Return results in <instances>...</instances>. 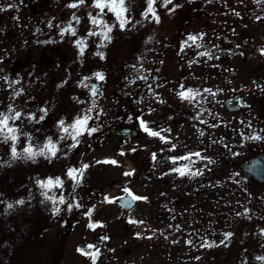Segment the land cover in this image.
I'll return each mask as SVG.
<instances>
[{
    "label": "rangeland",
    "instance_id": "obj_1",
    "mask_svg": "<svg viewBox=\"0 0 264 264\" xmlns=\"http://www.w3.org/2000/svg\"><path fill=\"white\" fill-rule=\"evenodd\" d=\"M69 2L0 0V5H15L0 12V77H7L0 79V111L11 103L25 116L34 113L39 119L43 115L40 109H47L39 123L27 118L16 121L21 132L32 137L33 145H42L48 136L56 141L60 135L57 122L64 119L71 123L82 109L90 107L92 84L103 93L96 97L97 108L92 115L102 114L90 122L98 130L81 136L74 149H69L71 140L60 141L58 158L12 160L9 145L0 143V264H92L77 252L78 247L86 251L99 249L96 264H264L255 259L264 255V185L242 175L240 163L248 155H234L252 153L262 144L247 140L244 151L240 127L244 125L241 121L264 119V101L253 85L261 73L264 75V55L260 54L264 49V0H173L167 8L157 0L154 7L159 23L151 15L147 19L141 15L146 0H131L128 15L132 24L123 31L115 27L112 42L99 49L101 38L86 34L90 28L100 31L87 18L89 11L95 15L97 10L87 5L68 9L65 5ZM73 12L81 18L80 24L72 21ZM104 19L110 24L115 21L111 13ZM70 21L77 36H61L60 28ZM189 34H204L203 41H197L203 47L185 46L181 51ZM81 38L87 43L83 56L75 47V40ZM206 50L212 51L213 59L181 60L184 55L198 56L197 51ZM97 51H102L105 58L100 59ZM95 72H102L104 80H96L92 76ZM162 73L167 81L164 127H170V136L166 137L172 145L180 131L182 142L189 140L188 132L193 128L201 137L203 128L194 121L195 109L207 105L205 109H210L218 125L210 129L214 134L213 151L218 154L209 155L213 156L212 168L208 169L207 159L201 158L208 155L191 156L194 163L188 164L191 171L203 174L180 176L172 171L189 161L178 160L173 166L170 158L188 155L190 140L181 147L183 155H174L175 149L171 150L173 155H167L166 161L162 158L163 143L148 136L136 122L137 134L126 137L121 145L112 133L96 138L100 133L98 125L116 122L118 111L128 114L134 110L133 116L143 112L140 120L155 131L163 129ZM140 74L152 79L151 88L139 94L133 89L128 91L127 83ZM84 77H92L85 81L89 88L79 86ZM201 79L202 87L208 83L206 87L216 92L215 97L202 93L190 103L176 94L187 88L197 89ZM11 81L19 82L9 87ZM14 90H22V95L10 99ZM230 95L242 96L244 106L229 111L224 100ZM74 97L85 103H78ZM205 98H212V102L207 104ZM225 127L229 129L230 149L223 137ZM201 138L209 140L208 133ZM27 142L21 135L18 151ZM224 151L230 155H221ZM105 160H115L117 164L97 163ZM144 161L149 162L145 165ZM166 163L172 165L166 168ZM82 164L89 167L74 187L67 169H78ZM144 169L149 170V178L143 176ZM125 172L133 174L125 176ZM49 177L63 180L62 188L54 187L48 192L57 200L61 195L66 200L56 205L61 208L58 214H53L52 202L41 195L45 190L36 183ZM113 180L128 183L118 188L112 185ZM124 188L146 200L136 201L125 211L117 199L125 193ZM105 197L115 202H106ZM20 199L25 204H14L13 209L5 211L7 203ZM69 203L80 207L73 206L69 211ZM245 209L249 210L247 215L237 214ZM129 220L143 223L132 224ZM89 222L103 226L91 229L87 227ZM226 233H231L227 239ZM189 240L192 244L187 243ZM205 240L214 246H202ZM89 244L94 248L87 249Z\"/></svg>",
    "mask_w": 264,
    "mask_h": 264
},
{
    "label": "snow or ice",
    "instance_id": "obj_2",
    "mask_svg": "<svg viewBox=\"0 0 264 264\" xmlns=\"http://www.w3.org/2000/svg\"><path fill=\"white\" fill-rule=\"evenodd\" d=\"M157 0H146V7L141 13V15L147 19L149 15H151L152 19L155 20V22H160V17L157 15V10L154 7ZM173 0H162L161 6L164 8H167L169 4H171ZM211 2V0H209ZM257 3H260L261 0H256ZM87 5L91 9L97 10L95 15L92 11H89L87 13V18L90 22V24L93 26V28H99L100 31H94L93 29H87L86 34L88 37H94L99 36L101 38V43L97 45V48H103L106 47L107 44H110L112 42V36L111 33L113 32V29L115 27H119L120 30H125L127 25L132 24V20L129 18V13L131 11V0H91V3L88 2V0H71L68 4L65 5L68 9H79L81 6ZM15 7L14 4L8 3L6 5H0V12L7 11L10 8ZM176 7H179L177 5ZM175 8L170 9V11H174ZM108 13H111L115 17V21L113 23H109L104 19V16ZM236 15H239V13H236ZM15 19V18H14ZM72 21H75L76 24L81 23V18L73 12L71 14ZM139 23V21H137ZM48 27H53L51 21L48 22ZM59 27V25H57ZM133 27L135 25L133 24ZM37 31H40L37 29ZM65 34H69L71 36H77V29L73 26L72 22L70 21L66 27L60 28V35L64 36ZM204 34H189L184 41V43L181 45V51H183L184 47H192L193 45L196 48H201L203 45L201 43H198L197 41H203ZM51 42V41H49ZM191 42V43H189ZM75 47L78 49V55L83 56L85 49L87 47V43L85 39H76L75 40ZM261 55H264V49L260 52ZM96 55L100 57V59L105 58V54L102 51H97ZM198 56L200 57H207L209 60L213 59V53L211 50L201 51L198 53ZM217 59L219 57H216ZM196 61H192V63H195ZM162 63V62H161ZM135 68V66H132ZM139 73V69L136 70ZM98 81L104 80V74L102 72H95L92 74ZM92 77H84L83 80L80 82L79 86L84 88H89V85L85 83V81L90 80ZM140 80H147V77L140 74L137 77ZM0 79L7 80V77H0ZM19 81H11L9 84V87H12V85L18 83ZM135 81H130V83H134ZM253 85L259 89L260 91L264 92V86H261L260 84H257L256 81H253ZM149 88H151V85H149ZM181 89H184V85H180ZM235 91V90H233ZM90 96H91V105L90 107L84 108L81 110L79 114H77L71 123H66L64 119H61L57 122V129L60 132V135L56 141L53 140L51 136H48L45 140V142L42 145H33L31 143L32 137L28 133H22L21 129L16 124V121L21 120L22 118H27L30 122L39 123L40 121L44 120L45 116L47 115V109L41 108L40 112L43 113L39 117V119L36 118V115L34 113H28L26 116L25 114L17 110L13 105L10 103L7 105L6 110L0 111V143L7 144L10 147V155L12 160L16 159H24V160H32L35 161L37 157H44L45 159L51 160L53 158H58L57 153L61 150L58 147V144L60 141L64 140H71L72 143L69 145V149H74L78 146L80 143V137L85 135L87 133L88 135H92L95 133L98 128L94 126H90V122L93 120H98L101 112H97L95 116L92 115L93 111L97 108V100L96 97L98 95H102L103 93L100 91L99 87L96 84H92L89 88ZM204 93H208L209 95L215 97L216 92H213L210 88H204ZM181 100L192 102L196 100L197 97L201 96L202 93L199 89H193V88H187L185 90L179 91L176 93ZM22 95V90L20 91H13L12 97L10 99H14L15 97H18ZM78 103L84 104L85 101L79 100V98H75ZM162 102V101H161ZM202 115V112H201ZM196 119H199V116L195 117ZM131 119V117H130ZM200 123H206L204 120H200ZM241 124H244L246 128L252 129V122L248 121L246 124L244 121H241ZM218 125H210V127H217ZM140 127L142 130L150 137L159 138V140L166 144H171V141H169L165 136L161 135V132L164 131H170V129H161L160 131H155L151 129L148 124L144 120H140ZM261 133H264V129H260L259 131L252 130L250 134L245 135L244 133H241V136L244 140H250V141H262L264 140V135H261ZM21 135L27 138V143L21 147V149L18 151V142L20 141ZM200 135L203 136L204 132L201 131ZM215 143V141H213ZM175 145H172V147L169 150H174ZM132 151H136L135 148L132 149ZM120 155H125V153L121 152ZM194 155L196 157H201V153L196 152L192 153L190 155H186L183 157H173L170 158L172 160V163H177L178 160H189L190 162L194 163V161H191V156ZM234 155H239L238 153H234ZM153 160L156 159V154L153 153L152 156ZM202 159H207L208 163H212L213 161L210 158L207 157H201ZM97 163H110V164H117V161L115 160H105V161H97ZM89 165L82 164L80 168H68L66 175L69 179L74 181V187L78 186L80 183V180L83 177L84 170L87 169ZM173 172L178 173L180 176L185 175H191L196 176L203 174L202 171L200 172H193L191 171L190 167L188 165H184L183 167H176L172 169ZM132 172H125V176H131ZM37 185L40 189L45 190L41 192V195L45 197L46 200L51 201L53 204L52 212L53 214H58L61 211V208L56 206L57 204H65L66 200L63 195L59 197L57 200V197L55 195H48V192L51 191L54 187H63V180L60 177H49L46 180L44 179H38L36 181ZM127 197L130 199L128 202L124 205L125 207H131V203L133 201H140V200H146V197H140L131 192L130 189L124 188L123 190ZM117 199L124 200L125 197H119ZM105 201L112 203L115 202V200H110L108 197H105ZM3 201H0L2 203ZM15 205H23L25 204V200L20 199L15 201L14 203H7L6 209L10 210L14 208ZM75 206L77 208L80 207L79 204L72 205L71 203L68 204V210L71 211L72 207ZM91 211L89 210L87 215L89 216V219L91 220ZM249 212L248 209H245L244 213H237L238 215H247ZM129 223L137 224V223H143V221H136V220H129ZM103 225H99L97 223L89 222L87 227L94 229L96 227H102ZM179 227V226H177ZM261 234H264V230H261ZM229 236H231V233L225 234V239H227ZM152 237H147V239H151ZM102 239H108L107 237H103ZM188 244H192V241H187ZM204 247H212L214 246L212 243L207 242L206 240L202 244ZM87 249H93L94 245H87ZM77 252L81 255L88 257L92 264H96V261L100 255V250L95 249V251H86L84 248H77ZM198 259V257H197ZM257 261L264 262V255H257L255 257Z\"/></svg>",
    "mask_w": 264,
    "mask_h": 264
},
{
    "label": "flooded vegetation",
    "instance_id": "obj_3",
    "mask_svg": "<svg viewBox=\"0 0 264 264\" xmlns=\"http://www.w3.org/2000/svg\"><path fill=\"white\" fill-rule=\"evenodd\" d=\"M208 49H211V47H208ZM199 52L200 51H197L196 54H198ZM186 57L188 58V61H189L190 57H191V60H194L196 58L199 62L202 59H204L203 57H198L197 55H193V56L192 55H186V56L184 55V56L181 57V60H183L182 62L186 63ZM208 60L209 59L207 58L204 61H208ZM257 79H258L257 83L260 84L261 86H264V75L262 76V73L260 74L259 78H257ZM139 80L140 79H138V78L137 79L133 78V81H135V82L134 83H130V82L127 83V85L125 86L126 89L128 91H131L133 89L135 91V93H137V94L142 93L149 86V84L151 83L152 79L147 77L146 81L145 80L139 81ZM166 82H167L166 81V75H164L162 73V127H163V129H170V127L168 125L166 127H164L166 125V123H167L166 122V119H167L166 118V113L167 112H166V109L164 108L166 106V99H165V88L167 86ZM202 84H203V79H201L199 81V84L197 85V89H199L201 91V93H204L203 89L207 88L206 86L208 85V83H206L204 87H202ZM154 87L157 88V85H154ZM257 91H259V89H257ZM260 98H261L262 101H264V92H262V91H260ZM205 100H207L206 101L207 104L212 102V98L211 99L210 98H205ZM244 104H245V101H244ZM244 104H243V106H244ZM205 108H207V105L204 106L203 108L195 109V111H194V121L196 122L197 126H198V124L202 125L201 128H203V132L208 133L209 140L204 141L201 138L202 136L199 137L198 129L197 128H193L190 132H188L189 136H190L189 140H190L191 146H190V152L187 153V154L190 155L192 153L199 152V153H201V155H208L207 158H210L213 161V156L209 157V155H218V154H216V152L213 151V144H212L211 140L214 138V134H213V132L210 129L213 130L214 127H210V125H215L216 122H214V118H213L212 114L210 113V111L208 112V110H210V109H205ZM132 112H134V110ZM201 112H202V115H201ZM131 113L128 112V114H126V113H124V111H118L115 114V116L117 117L116 118L117 121L116 122H112V123H118V124L123 125V126L135 127L134 123L136 122L137 123V127L141 128L140 127V117L142 116L141 114H143V112H140L141 114L138 113L140 115H138V114L136 115L135 114L134 116H133V114L131 115ZM197 116H199V119L195 118ZM130 117H131V119H130ZM200 120H204V121H206V123H200ZM227 122H228V120L224 121V123H227ZM112 123L102 124V125L99 124L98 126L100 128V130H99L100 133L96 134L97 135L96 138L103 137V134L105 132L109 133V131H107V129H106V126H108V125H110ZM253 129L256 130V131H259L260 129H264V119L255 120V122L252 123V129L246 128L244 125H243L242 128L240 127V130L245 135L250 134ZM170 132H171V130L170 131H164V132H162V135L166 137V135L169 134V136H170ZM181 133H182V131H180L178 133L179 134L178 135V140L174 142V144L176 146L175 147V151H174L175 152L174 155H183L182 152H181V147H183L189 141V140L187 141V139L185 138V142H182ZM261 135H264V133H261ZM223 137H224V140H225L227 148H229L230 147V145H229L230 144L229 129H227L226 127L224 128V131H223ZM116 140H117V138L115 137V141ZM118 140H120V139H118ZM200 142H201V145H200ZM246 142H247V140H244L242 138L241 144L243 146V150L244 151H245ZM261 142H262V144L259 146V148H256V150H254V152L249 153V154H246V153H238V154L239 155H257L259 150L261 148H264V140H262ZM171 147H172V144H166V143L162 144V158L165 159L166 161L168 160L167 155H169V156L173 155V154H171L172 151L169 150ZM225 152L226 151H224L223 154H221V155H230L229 152H227V153H225ZM193 156L194 155H192V157ZM175 164H173V166ZM182 164L183 163H181V165ZM188 164H190V161H187L186 163H184V165H188ZM206 164H207L208 169H209V168H212L213 162L212 163H208V160H207ZM170 165H172V164H170V163L164 164V166L166 168L168 166H170ZM184 165H182V166H184ZM241 165H242V162L240 163V169H241ZM163 172L166 173L165 170ZM241 172H242V170H241Z\"/></svg>",
    "mask_w": 264,
    "mask_h": 264
},
{
    "label": "water",
    "instance_id": "obj_4",
    "mask_svg": "<svg viewBox=\"0 0 264 264\" xmlns=\"http://www.w3.org/2000/svg\"><path fill=\"white\" fill-rule=\"evenodd\" d=\"M225 104L231 111H234V110H238L242 106L243 101L240 97L231 96L225 100ZM107 129L111 131L113 134H119V135L135 136L137 132L132 127L122 126L119 124L110 125ZM243 170H244L245 175L248 178H252L258 183L264 184V149L260 150L258 155L247 157L243 162ZM147 172H148V169H144L142 171L143 176L145 178H149V175L147 174ZM125 184H127V180H113L112 181V185L114 187H122ZM121 197H125L124 200L119 199V203L125 210L130 209L135 203V201H133L131 203L130 208L125 207L124 205L128 202L130 198L127 197V194H124Z\"/></svg>",
    "mask_w": 264,
    "mask_h": 264
}]
</instances>
